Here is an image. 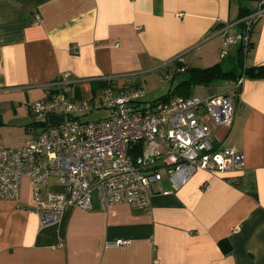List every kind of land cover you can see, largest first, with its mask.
Returning a JSON list of instances; mask_svg holds the SVG:
<instances>
[{
    "label": "crops",
    "instance_id": "obj_1",
    "mask_svg": "<svg viewBox=\"0 0 264 264\" xmlns=\"http://www.w3.org/2000/svg\"><path fill=\"white\" fill-rule=\"evenodd\" d=\"M260 2L0 0V148L25 143L31 125L41 133L62 122L61 115L35 117L26 106L48 98L45 86L58 79L77 81L68 95L91 104L102 77L137 74L142 86L181 55L188 68L264 67V17L247 54L234 45L221 59V39L213 36ZM212 140L216 149L242 152V170L198 171L176 190L163 179L151 187L147 210H102L94 200L91 211L65 209L58 223L41 227L24 179L17 202L0 200V264H264V78L244 79L231 127L214 130ZM47 190L64 192L54 178ZM120 241L128 245L115 246Z\"/></svg>",
    "mask_w": 264,
    "mask_h": 264
},
{
    "label": "built area",
    "instance_id": "obj_2",
    "mask_svg": "<svg viewBox=\"0 0 264 264\" xmlns=\"http://www.w3.org/2000/svg\"><path fill=\"white\" fill-rule=\"evenodd\" d=\"M262 17L264 2L253 13L214 33L221 39V59L228 57L234 45L248 53L250 34ZM39 22L36 16L35 24ZM231 28L234 32L228 35ZM183 58L174 60L182 66L174 75L185 71ZM138 76L102 77V87L91 104L68 95L77 81L62 78L46 85L50 96L29 102L27 109L35 117L61 115L63 120L45 125L41 133L31 125L26 129L25 143L0 148V200L17 202L26 179L33 213L41 227H48L60 221L65 209L91 211L94 200L102 210L122 204L147 210L150 189L163 180L162 173L176 190L198 171L234 175L242 170V152L216 149L212 132L231 127L233 104L244 78L220 94L149 102ZM97 110L107 111L108 117L96 122L73 118ZM51 178L57 180L63 193L47 190ZM237 178L230 182L237 185ZM126 245L127 241L115 244Z\"/></svg>",
    "mask_w": 264,
    "mask_h": 264
},
{
    "label": "rangeland",
    "instance_id": "obj_3",
    "mask_svg": "<svg viewBox=\"0 0 264 264\" xmlns=\"http://www.w3.org/2000/svg\"><path fill=\"white\" fill-rule=\"evenodd\" d=\"M176 65L172 64L169 68H160L158 71L151 73L147 76H145L144 81H142V87L144 88V92L146 94L145 100L149 102H153L155 100L160 99L161 97L168 96L172 93V91L175 89V87L178 85L179 82L184 80L185 75L184 74H176L174 75V78H168L171 77L172 74L175 72L174 69ZM226 70H228L229 65H226L224 67ZM169 69L174 70L173 73L167 72ZM227 88V85L223 82H216L211 84L208 87H192L190 89V95L197 97V98H203L205 96L211 95V94H220ZM108 112L105 110H97L93 113H89L86 115H82L80 118L81 122H96L98 120H103L107 118ZM163 174V182L167 183V179L165 176V173Z\"/></svg>",
    "mask_w": 264,
    "mask_h": 264
},
{
    "label": "trees",
    "instance_id": "obj_4",
    "mask_svg": "<svg viewBox=\"0 0 264 264\" xmlns=\"http://www.w3.org/2000/svg\"><path fill=\"white\" fill-rule=\"evenodd\" d=\"M247 15L249 14H242L238 19L246 17ZM249 48H251V45H249ZM175 65L178 69L182 67L178 64ZM181 74L185 75L184 80L178 83V85L175 87L171 94H169L168 96L161 97L158 100H166L171 97L188 98L190 97V89L196 86L208 87L216 82H235L239 78L262 79L264 78V67H258L254 69H243L242 71H237L236 69L225 71L218 64L206 69L186 67L185 71ZM74 97H78L77 93H74Z\"/></svg>",
    "mask_w": 264,
    "mask_h": 264
}]
</instances>
